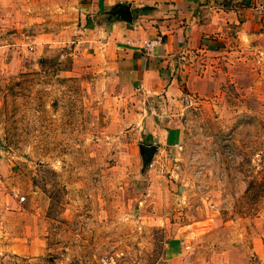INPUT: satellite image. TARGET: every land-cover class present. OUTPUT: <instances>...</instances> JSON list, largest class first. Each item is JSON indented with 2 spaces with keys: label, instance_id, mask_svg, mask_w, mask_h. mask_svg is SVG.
I'll use <instances>...</instances> for the list:
<instances>
[{
  "label": "rangeland",
  "instance_id": "374dc122",
  "mask_svg": "<svg viewBox=\"0 0 264 264\" xmlns=\"http://www.w3.org/2000/svg\"><path fill=\"white\" fill-rule=\"evenodd\" d=\"M69 2L49 0L40 57L0 75L2 190L24 196L0 264H222L216 246L233 244L264 262V48L209 55L207 86L177 99L143 167L138 132L110 128L102 81L56 38Z\"/></svg>",
  "mask_w": 264,
  "mask_h": 264
},
{
  "label": "crops",
  "instance_id": "0c3cea01",
  "mask_svg": "<svg viewBox=\"0 0 264 264\" xmlns=\"http://www.w3.org/2000/svg\"><path fill=\"white\" fill-rule=\"evenodd\" d=\"M69 3L74 18L59 23L56 38L72 41L74 70L87 68L98 76L97 82L102 81L101 107L110 128L135 130L138 144H156L154 158L161 151L158 143L172 136L174 103L184 92L207 86L209 55L237 54L244 44L248 49H257V43L264 48V9L260 8L264 0ZM48 4L49 0H0V75L26 68L52 41L54 31L46 24ZM155 37L161 42L147 53L142 44ZM6 169L0 158V226L16 221L10 214L18 212L21 202L2 190ZM216 248V259L222 264L250 263L236 244ZM185 251L180 244L171 260Z\"/></svg>",
  "mask_w": 264,
  "mask_h": 264
},
{
  "label": "water",
  "instance_id": "95a60500",
  "mask_svg": "<svg viewBox=\"0 0 264 264\" xmlns=\"http://www.w3.org/2000/svg\"><path fill=\"white\" fill-rule=\"evenodd\" d=\"M156 144L152 143V144H139V150H140V154L145 156V160L146 162H144L143 167L145 165H150V163L152 162L153 159V155L154 152L156 150ZM148 162V163H147Z\"/></svg>",
  "mask_w": 264,
  "mask_h": 264
},
{
  "label": "built area",
  "instance_id": "2783aa9c",
  "mask_svg": "<svg viewBox=\"0 0 264 264\" xmlns=\"http://www.w3.org/2000/svg\"><path fill=\"white\" fill-rule=\"evenodd\" d=\"M261 9H264V3L260 7ZM161 38L160 37H155L150 40H145L142 44V48L147 52L150 53L153 50V47L160 44ZM20 201L24 200V196L19 197Z\"/></svg>",
  "mask_w": 264,
  "mask_h": 264
}]
</instances>
